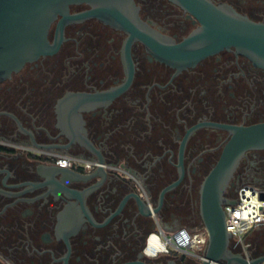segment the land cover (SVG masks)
<instances>
[{"label": "flooded vegetation", "instance_id": "af4514ba", "mask_svg": "<svg viewBox=\"0 0 264 264\" xmlns=\"http://www.w3.org/2000/svg\"><path fill=\"white\" fill-rule=\"evenodd\" d=\"M210 1L264 22V0ZM135 4L166 43L201 26L178 0ZM90 9L72 4L50 29L58 50L0 80V264H191L150 256L148 239L206 230L202 184L229 129L264 123V68L235 48L179 67ZM244 186L264 192V149L246 152L228 199ZM247 237L264 256V225Z\"/></svg>", "mask_w": 264, "mask_h": 264}, {"label": "water", "instance_id": "95a60500", "mask_svg": "<svg viewBox=\"0 0 264 264\" xmlns=\"http://www.w3.org/2000/svg\"><path fill=\"white\" fill-rule=\"evenodd\" d=\"M178 1L191 7L200 17L201 26L180 43H166L160 33L139 17L135 0H0V80L11 77L28 62L56 52L59 44L49 41L52 24L60 15L70 18V6L84 2L92 6L85 13L87 16L126 30L131 41L140 39L150 51L179 67L196 64L223 49L235 48L264 68V22L254 21L228 5L218 6L210 0ZM229 130L231 139L201 187V216L209 239L205 260L195 264L264 263V256L248 258L233 249L225 210L226 205L238 202L228 199L226 191L241 159L249 150L264 149V123ZM157 264L180 263L170 259Z\"/></svg>", "mask_w": 264, "mask_h": 264}, {"label": "built area", "instance_id": "2783aa9c", "mask_svg": "<svg viewBox=\"0 0 264 264\" xmlns=\"http://www.w3.org/2000/svg\"><path fill=\"white\" fill-rule=\"evenodd\" d=\"M59 163L65 166H74L78 164L77 160L70 156L59 158ZM264 192L252 186H244L241 188L236 204L226 205V225L233 237L231 245L234 250L242 252L246 257L250 258L248 248L250 243L247 241V234L255 228L264 225ZM156 235L164 244V249L150 255L158 257L160 254H169L171 250L181 255L187 256L195 263H201L205 260V250L208 244L207 230L190 231L181 228L168 237L162 233H153L148 239L147 250L150 246V239ZM215 264H227L225 261H217Z\"/></svg>", "mask_w": 264, "mask_h": 264}, {"label": "bare ground", "instance_id": "6f19581e", "mask_svg": "<svg viewBox=\"0 0 264 264\" xmlns=\"http://www.w3.org/2000/svg\"><path fill=\"white\" fill-rule=\"evenodd\" d=\"M163 249H164V244L159 240V238L156 235H153L150 239V246L147 250L148 254L152 255L155 252Z\"/></svg>", "mask_w": 264, "mask_h": 264}, {"label": "rangeland", "instance_id": "374dc122", "mask_svg": "<svg viewBox=\"0 0 264 264\" xmlns=\"http://www.w3.org/2000/svg\"><path fill=\"white\" fill-rule=\"evenodd\" d=\"M190 231L194 232V231H197V230H194V231L193 230H190ZM252 237L251 238L250 237H246L247 241H250L251 242L253 240ZM164 255H166V254H160L158 257L164 256ZM190 261L193 262V263H195V261H193L192 259H190Z\"/></svg>", "mask_w": 264, "mask_h": 264}, {"label": "trees", "instance_id": "16d2710c", "mask_svg": "<svg viewBox=\"0 0 264 264\" xmlns=\"http://www.w3.org/2000/svg\"><path fill=\"white\" fill-rule=\"evenodd\" d=\"M191 264H195V263L191 262Z\"/></svg>", "mask_w": 264, "mask_h": 264}]
</instances>
